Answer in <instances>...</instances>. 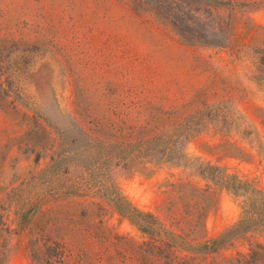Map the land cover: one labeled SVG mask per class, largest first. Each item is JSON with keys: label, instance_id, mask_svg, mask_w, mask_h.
<instances>
[{"label": "rangeland", "instance_id": "374dc122", "mask_svg": "<svg viewBox=\"0 0 264 264\" xmlns=\"http://www.w3.org/2000/svg\"><path fill=\"white\" fill-rule=\"evenodd\" d=\"M261 52L264 0H0V264H45L34 239L62 245L64 264H102L101 238H163L94 189L32 180L76 126L133 140L207 106L177 152L131 158L105 182L187 244L237 220L250 188L264 194ZM168 258L264 264V226Z\"/></svg>", "mask_w": 264, "mask_h": 264}, {"label": "trees", "instance_id": "16d2710c", "mask_svg": "<svg viewBox=\"0 0 264 264\" xmlns=\"http://www.w3.org/2000/svg\"><path fill=\"white\" fill-rule=\"evenodd\" d=\"M263 54L264 52L259 53L257 60ZM211 113V110L204 106L183 116L167 129L133 140L97 136L81 126H76L69 133L62 131L56 152L32 180H44L46 191L51 195L75 193L82 187L94 189L120 216L130 221L141 232L163 236L159 241L151 239L139 243L117 235L101 238V248L96 253L97 262L103 264L111 259L110 264H174L168 258L172 246L203 252L218 247L229 238L264 226V194L250 188L253 195L246 201L237 220L210 241L187 244L176 234L164 230L155 218H150V214L130 205L114 187L105 182V176L110 167L123 166L131 158L177 152L187 132L196 128L204 115ZM72 171L76 173L71 175ZM227 184L231 188L238 185L234 180H229ZM173 238H180L179 242L173 241ZM32 245L41 250L45 264H64V249L58 242L34 239Z\"/></svg>", "mask_w": 264, "mask_h": 264}]
</instances>
